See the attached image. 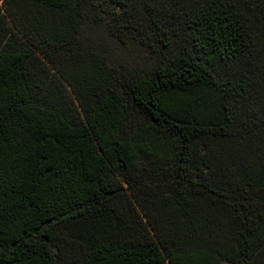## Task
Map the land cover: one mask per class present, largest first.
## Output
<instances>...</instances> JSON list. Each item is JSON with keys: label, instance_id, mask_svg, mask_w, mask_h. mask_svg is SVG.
<instances>
[{"label": "trees", "instance_id": "trees-1", "mask_svg": "<svg viewBox=\"0 0 264 264\" xmlns=\"http://www.w3.org/2000/svg\"><path fill=\"white\" fill-rule=\"evenodd\" d=\"M0 264H264V0H0Z\"/></svg>", "mask_w": 264, "mask_h": 264}, {"label": "rangeland", "instance_id": "rangeland-1", "mask_svg": "<svg viewBox=\"0 0 264 264\" xmlns=\"http://www.w3.org/2000/svg\"><path fill=\"white\" fill-rule=\"evenodd\" d=\"M83 43L90 44L114 67L144 68L150 64V56L136 45H123L111 38L100 26L87 22L81 27Z\"/></svg>", "mask_w": 264, "mask_h": 264}]
</instances>
